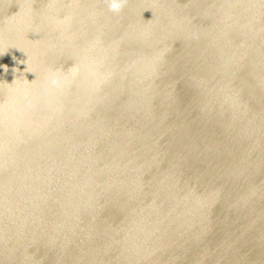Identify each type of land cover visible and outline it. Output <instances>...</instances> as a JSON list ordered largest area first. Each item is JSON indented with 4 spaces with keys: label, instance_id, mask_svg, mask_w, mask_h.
<instances>
[{
    "label": "water",
    "instance_id": "1",
    "mask_svg": "<svg viewBox=\"0 0 264 264\" xmlns=\"http://www.w3.org/2000/svg\"><path fill=\"white\" fill-rule=\"evenodd\" d=\"M0 264H264V0H0Z\"/></svg>",
    "mask_w": 264,
    "mask_h": 264
},
{
    "label": "clouds",
    "instance_id": "2",
    "mask_svg": "<svg viewBox=\"0 0 264 264\" xmlns=\"http://www.w3.org/2000/svg\"><path fill=\"white\" fill-rule=\"evenodd\" d=\"M106 2L108 4L109 10H111V11H119V9L121 7L122 0H106ZM50 82L52 84H56L57 83L55 78H53Z\"/></svg>",
    "mask_w": 264,
    "mask_h": 264
}]
</instances>
